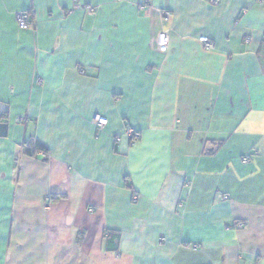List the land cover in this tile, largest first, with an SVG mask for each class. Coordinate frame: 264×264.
Wrapping results in <instances>:
<instances>
[{
  "label": "crops",
  "instance_id": "1",
  "mask_svg": "<svg viewBox=\"0 0 264 264\" xmlns=\"http://www.w3.org/2000/svg\"><path fill=\"white\" fill-rule=\"evenodd\" d=\"M0 264H264V1L0 0Z\"/></svg>",
  "mask_w": 264,
  "mask_h": 264
},
{
  "label": "built area",
  "instance_id": "2",
  "mask_svg": "<svg viewBox=\"0 0 264 264\" xmlns=\"http://www.w3.org/2000/svg\"><path fill=\"white\" fill-rule=\"evenodd\" d=\"M219 1L220 0H208V3L210 5L216 6V5H218ZM260 1H264V0H260ZM75 2H78V0H75ZM86 11L88 13H93L94 10L91 7H87ZM162 17L165 20H170L171 13L168 10H163L162 11ZM16 18H17V24H18L20 29H27L29 27L30 16H29V14L27 12H25V11L18 12ZM168 41H169V39H168L167 35H160L159 42L162 44V46L167 45ZM199 42L202 44V46L205 49L210 50V49L214 48V42L212 40H210L209 38H207V37H200L199 38ZM245 42L248 43L249 39L247 38L245 40ZM92 123H93V125L95 126V128L97 130H102L107 125V119L102 117V116H100V115H95L92 118ZM126 136L129 138V140L132 143V142H135L138 139H140L141 133L138 132V131L132 130V129H127L126 130ZM37 154H38L39 157H41L43 159L48 157V154L45 151H43V150L37 151ZM242 160H243V162H247L248 161V157H244ZM15 163L17 164L18 161H15ZM241 227H242V225L239 224V228H241ZM163 241H164V239L160 240V242H163Z\"/></svg>",
  "mask_w": 264,
  "mask_h": 264
},
{
  "label": "trees",
  "instance_id": "3",
  "mask_svg": "<svg viewBox=\"0 0 264 264\" xmlns=\"http://www.w3.org/2000/svg\"><path fill=\"white\" fill-rule=\"evenodd\" d=\"M23 147H24V154L27 156H36L37 151L39 150H43L47 153V151L40 143L33 140L26 141Z\"/></svg>",
  "mask_w": 264,
  "mask_h": 264
},
{
  "label": "rangeland",
  "instance_id": "4",
  "mask_svg": "<svg viewBox=\"0 0 264 264\" xmlns=\"http://www.w3.org/2000/svg\"><path fill=\"white\" fill-rule=\"evenodd\" d=\"M93 118V117H92Z\"/></svg>",
  "mask_w": 264,
  "mask_h": 264
}]
</instances>
